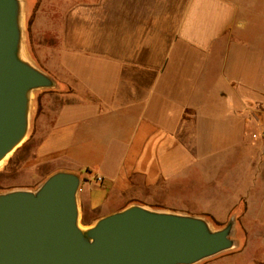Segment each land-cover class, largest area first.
I'll return each instance as SVG.
<instances>
[{
  "label": "crops",
  "instance_id": "obj_1",
  "mask_svg": "<svg viewBox=\"0 0 264 264\" xmlns=\"http://www.w3.org/2000/svg\"><path fill=\"white\" fill-rule=\"evenodd\" d=\"M59 1L61 66L74 92L55 110L43 102L50 118L36 158L80 179V226L91 230L137 200L146 208L163 203L160 195L173 198L199 177L195 166L217 156L198 157L187 142L190 116L197 124L224 116L234 142L259 159L258 124L243 116L264 107V0ZM23 19L22 8V35ZM25 54L22 46L29 61ZM200 66L197 102L192 78ZM33 107L31 97V116Z\"/></svg>",
  "mask_w": 264,
  "mask_h": 264
},
{
  "label": "water",
  "instance_id": "obj_2",
  "mask_svg": "<svg viewBox=\"0 0 264 264\" xmlns=\"http://www.w3.org/2000/svg\"><path fill=\"white\" fill-rule=\"evenodd\" d=\"M20 0H0V155L28 131L30 92L53 81L21 55ZM80 179L54 174L37 194L0 196V264H190L229 248L231 225L131 208L82 230ZM87 231V234L85 233Z\"/></svg>",
  "mask_w": 264,
  "mask_h": 264
},
{
  "label": "rangeland",
  "instance_id": "obj_3",
  "mask_svg": "<svg viewBox=\"0 0 264 264\" xmlns=\"http://www.w3.org/2000/svg\"><path fill=\"white\" fill-rule=\"evenodd\" d=\"M20 1L24 13L22 46L25 56L40 72L52 79L53 86L30 92L34 107L32 116L30 111L28 140L0 170V196L19 192L37 194L55 174L51 166L43 165L36 158V150L42 139V126L50 118L43 102L49 101L55 110L64 104L60 96L74 92V84L65 83L69 76L61 66L64 53L60 42V18L64 4L59 0ZM245 67L250 69V66ZM194 70L192 86L196 88L192 98L200 102L204 99L200 89L204 84L195 78L202 66ZM48 71L54 73L53 77ZM61 78L63 82H60ZM211 103L218 101L213 99ZM257 112L254 118L244 114L243 122L249 123L255 119L253 121L258 124L256 138L260 144L259 159L256 152H250L249 147L234 142V133L229 129L233 122L227 121L224 116H210L213 121L205 120L207 116L199 124L196 123L197 115L190 116L191 121L184 125V131L187 128V142L196 150L198 157L205 154L217 157L199 162L193 174L200 176L189 180L187 187L174 190L173 198L160 195L159 198L165 202L145 207L153 213L202 215L212 233L231 225L232 244L229 248L190 264H264V107L257 106ZM215 119L224 120L219 124L214 122ZM255 163L258 174L254 171ZM132 203L133 206L144 204L142 200ZM230 206L233 209L229 214ZM80 228L86 230L82 226Z\"/></svg>",
  "mask_w": 264,
  "mask_h": 264
},
{
  "label": "bare ground",
  "instance_id": "obj_4",
  "mask_svg": "<svg viewBox=\"0 0 264 264\" xmlns=\"http://www.w3.org/2000/svg\"><path fill=\"white\" fill-rule=\"evenodd\" d=\"M28 140V131L24 130L22 134L12 142V144L8 147V149L0 155V170L5 168L8 164V161L15 155V153L23 147V145ZM87 234V231H85Z\"/></svg>",
  "mask_w": 264,
  "mask_h": 264
}]
</instances>
